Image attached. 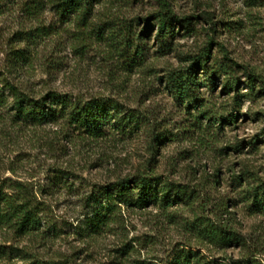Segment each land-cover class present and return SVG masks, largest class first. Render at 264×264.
Returning <instances> with one entry per match:
<instances>
[{"label": "rangeland", "instance_id": "374dc122", "mask_svg": "<svg viewBox=\"0 0 264 264\" xmlns=\"http://www.w3.org/2000/svg\"><path fill=\"white\" fill-rule=\"evenodd\" d=\"M20 1L0 0V87L6 78L37 95L54 89L84 99L112 96L139 112L144 126L130 136L94 143L69 140L59 125L34 127L0 121V180L11 177L45 188L38 195L47 205L46 218L57 230L49 241L24 238L18 244L43 260L69 256L79 264H118L114 247L126 237L136 239V248L120 264H136L135 259L161 263L185 236L177 224L169 222L167 212L157 207L123 210L124 227L118 230L123 235L109 234L95 244L82 243L73 232L82 213V196L93 184L113 181L146 163L172 181L195 187L205 200H230L235 227L247 236L251 249H256V259L264 264V211L250 213L232 183L244 165L255 173V183L264 180V0H167L176 15L191 17L192 30L175 24L171 50L161 54L156 52V25L151 19L154 25L143 38L148 54L142 67L124 63L117 52L119 45L111 40L109 46L94 28L106 15H120L137 35L144 27L143 18L161 9L157 0H111L97 5L94 26L87 30L77 22H58L47 5L43 21L53 25V33L37 44L31 66L16 69L12 51L24 45L16 31L28 26ZM201 56L207 67L214 62L228 65L236 80L228 94L222 77L215 79L211 90L199 88L201 103L209 110L217 116H234L229 124L223 120L213 125L203 116L196 117L198 111L185 109L164 84L168 70L187 67ZM201 71L197 70L198 76ZM156 133L167 138L149 161V143ZM173 210L181 217L192 215L183 205ZM225 253L240 256L237 248ZM26 262L0 260V264Z\"/></svg>", "mask_w": 264, "mask_h": 264}, {"label": "trees", "instance_id": "16d2710c", "mask_svg": "<svg viewBox=\"0 0 264 264\" xmlns=\"http://www.w3.org/2000/svg\"><path fill=\"white\" fill-rule=\"evenodd\" d=\"M157 1L161 9L143 18L144 27L137 35L129 27L127 19L120 15H106L99 25H95L94 30L101 33L100 38L107 40L109 46L111 40L119 45L117 52L129 66L142 67L146 64L148 46L143 38L154 24L156 52L161 54L171 50V39L176 34L173 29L175 24L177 28L192 30L191 17L176 15L167 0ZM106 2L111 0H21L18 6L21 13L26 15L28 26L16 31L18 41L24 45L13 49L12 66L16 69L31 66L37 44L53 33V25H45L43 21L42 13L47 5L58 22H77L87 30L94 26L92 18L95 16V7ZM151 19H154V24ZM198 69L202 70L200 76L197 75ZM229 69L228 65L221 62H214L207 67L206 59L201 56L187 67L168 70L163 81L172 98L185 109L191 107L198 111L196 117L203 116L213 125H220L223 120L229 124L234 121L231 113L217 116L201 103L203 99L199 96V88L206 86L211 90L217 77H222L223 90L226 94L230 93L236 80ZM20 84L2 79L0 121L9 119L14 125L34 127L59 125V131L64 130L69 140L77 138L94 143L114 136H130L144 126L139 112L127 108L112 96L84 99L54 89L37 95ZM166 138L162 133L152 136L149 143L152 156L149 161L154 159L157 145ZM239 148L238 145L237 150ZM255 181V173L247 165L232 179L235 188H239L237 196L246 202L250 213L264 211V180ZM215 182L217 179L213 180ZM44 189L35 187L29 181L11 177L0 180V260L17 258L27 261L25 264H79L69 256L43 260L18 244L24 238H37L46 242L57 235L53 222L46 218L47 205L38 195ZM208 202L211 206L206 211ZM182 205L192 210L191 216L181 217L177 211H170L171 207ZM231 206L230 200L225 198L213 201L209 197L205 200L195 187L172 181L157 173L152 164L143 163L133 172L118 175L113 181L93 184L82 196V213L73 232L82 243L95 244L103 236L120 234L118 230L124 227L121 222L123 210L157 207L167 212L169 222L177 224L185 236L159 264H261L247 236L235 227L231 219ZM125 238L120 239L114 247V258L118 264L128 261L136 248V243L133 244L136 239ZM229 248H237L240 256H229L225 253ZM215 252H222V255L216 256ZM134 262L150 264L142 259H135Z\"/></svg>", "mask_w": 264, "mask_h": 264}]
</instances>
